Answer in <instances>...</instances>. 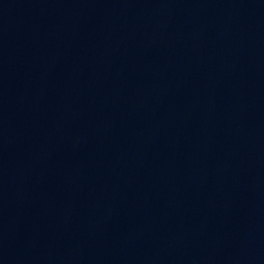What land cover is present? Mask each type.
<instances>
[{
  "label": "water",
  "instance_id": "1",
  "mask_svg": "<svg viewBox=\"0 0 264 264\" xmlns=\"http://www.w3.org/2000/svg\"><path fill=\"white\" fill-rule=\"evenodd\" d=\"M0 264H264V0H0Z\"/></svg>",
  "mask_w": 264,
  "mask_h": 264
}]
</instances>
